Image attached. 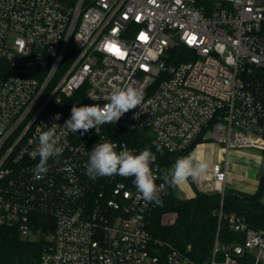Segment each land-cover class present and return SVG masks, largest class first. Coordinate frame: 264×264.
Returning <instances> with one entry per match:
<instances>
[{"label":"built area","instance_id":"1","mask_svg":"<svg viewBox=\"0 0 264 264\" xmlns=\"http://www.w3.org/2000/svg\"><path fill=\"white\" fill-rule=\"evenodd\" d=\"M180 45L189 58L170 62ZM128 85L143 90L141 108L86 133L63 128L71 113L59 107L82 87L103 107ZM53 123L62 152L37 180V127ZM110 126L150 129L171 152L204 139L264 151V0H0V228L45 234L39 264H264V228L223 204L205 261L154 237L157 205L133 177L86 173L102 140L139 154ZM212 173L208 192L224 194L228 168L215 162Z\"/></svg>","mask_w":264,"mask_h":264},{"label":"trees","instance_id":"2","mask_svg":"<svg viewBox=\"0 0 264 264\" xmlns=\"http://www.w3.org/2000/svg\"><path fill=\"white\" fill-rule=\"evenodd\" d=\"M189 48L184 45L171 50L170 62L189 58ZM85 87L71 97L68 104L59 109L71 113L73 105H88L89 100L84 94ZM114 137L126 141L138 151L151 148L160 166L161 174L170 169L177 158L186 156L192 148L185 151L171 152L162 146L156 138L146 130L128 129L120 126H110ZM159 144L162 152H156L155 145ZM264 175L260 186L254 193L236 190L227 186L225 193L218 191H197L191 198L181 196L178 188L168 187V192L149 216V230L154 237L167 240L175 246L185 249L191 246L190 255L197 261H205L212 252L213 244L219 226L218 210L221 204L227 212H237L247 217L251 226L264 228V201L262 192ZM175 214L172 222H164V216ZM229 227L223 223L221 236L228 238ZM46 241L45 234L39 238H23L15 228H0V264H39Z\"/></svg>","mask_w":264,"mask_h":264},{"label":"clouds","instance_id":"3","mask_svg":"<svg viewBox=\"0 0 264 264\" xmlns=\"http://www.w3.org/2000/svg\"><path fill=\"white\" fill-rule=\"evenodd\" d=\"M144 92L142 89L132 85L116 87L107 97L108 102L103 107L90 104L83 106L73 105L71 115L62 125L69 132L76 133L83 130L97 128L104 124L116 123L130 110L142 107L144 102ZM59 115L55 119H59ZM137 113L133 119H138ZM59 125L53 123L50 127L42 125L46 130L37 127L39 133V163L34 168V179H42L47 172V163L51 157L62 152L58 147V137L56 129ZM118 145L112 141H103L96 144L89 152V159L86 162V173L93 179L97 177H111L119 175L125 178L133 177V183L139 198L146 203L162 205L160 199L161 190L167 185L171 188H178L185 185L189 179L196 181L203 178L210 167L206 160L198 158L195 151L176 159L170 169H165L161 175L154 172L153 164L157 157L151 148H145L134 154L126 146L123 150L117 151ZM156 152H162L159 144L155 145ZM163 181L157 184L156 181Z\"/></svg>","mask_w":264,"mask_h":264},{"label":"crops","instance_id":"4","mask_svg":"<svg viewBox=\"0 0 264 264\" xmlns=\"http://www.w3.org/2000/svg\"><path fill=\"white\" fill-rule=\"evenodd\" d=\"M196 152L201 160L209 162L207 174L196 181H189L178 187L181 196L191 198L197 191H208L213 183L212 166L215 162H222L228 168L227 185L236 190L254 193L260 186L264 175V151L256 147H232L225 149L212 139H204L190 151ZM189 153V154H190Z\"/></svg>","mask_w":264,"mask_h":264},{"label":"rangeland","instance_id":"5","mask_svg":"<svg viewBox=\"0 0 264 264\" xmlns=\"http://www.w3.org/2000/svg\"><path fill=\"white\" fill-rule=\"evenodd\" d=\"M147 132H149V133H152L151 132V130L150 129H147L146 130ZM262 200L264 201V188H263V192H262ZM168 221H171V218H172V215H166V217H165ZM165 220V219H164ZM23 238H28V237H26V236H22ZM32 238H34V237H32ZM222 239V238H221Z\"/></svg>","mask_w":264,"mask_h":264},{"label":"water","instance_id":"6","mask_svg":"<svg viewBox=\"0 0 264 264\" xmlns=\"http://www.w3.org/2000/svg\"><path fill=\"white\" fill-rule=\"evenodd\" d=\"M197 142H194L191 146V148H194L196 146Z\"/></svg>","mask_w":264,"mask_h":264}]
</instances>
